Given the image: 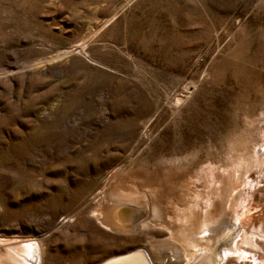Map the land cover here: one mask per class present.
Here are the masks:
<instances>
[{
	"label": "rangeland",
	"instance_id": "1",
	"mask_svg": "<svg viewBox=\"0 0 264 264\" xmlns=\"http://www.w3.org/2000/svg\"><path fill=\"white\" fill-rule=\"evenodd\" d=\"M263 142L264 0H0L3 264L35 258L8 242L36 243L37 264L172 243L160 225L182 226L191 198L170 183L183 180L207 196L231 177L243 200L232 220L264 233V162L245 161ZM114 199L147 214L124 210L122 232L101 225ZM142 219L154 225L132 231ZM170 245L169 264L181 263ZM249 248L226 264H264Z\"/></svg>",
	"mask_w": 264,
	"mask_h": 264
},
{
	"label": "bare ground",
	"instance_id": "2",
	"mask_svg": "<svg viewBox=\"0 0 264 264\" xmlns=\"http://www.w3.org/2000/svg\"><path fill=\"white\" fill-rule=\"evenodd\" d=\"M253 129H255V128H253ZM245 152H247V151H245ZM259 154L261 156L258 157ZM248 155L249 156L247 159H245L244 155L242 156L243 157L242 159L243 160L245 159L246 163H248L249 166H254V165L256 166V164H258V161H260L261 159L264 162V142L262 143V145L256 147L253 152L250 151V153ZM243 170H244V168H243V166H241V171H240L241 174L242 173L244 174V172H246L245 170L244 171ZM240 176L237 177V180H239V181L241 180ZM227 179H229L230 181L226 182V180H224V179L223 180L221 179L222 181L220 179L215 180L213 188L211 189V191H213V193L212 192L207 193V196L204 195L203 192L196 191V190L195 191L193 190L194 192H196L195 195L189 196L188 191L191 190V187L188 188V182L185 180L181 181L180 183L179 182H176V183L171 182L172 184L170 183V186H171L170 189L176 190L177 188H179L180 192H182L186 197L191 198L190 200L186 199L187 201L183 200L182 203L180 202L181 206H185L182 210L180 209L181 210L180 211V217H182L181 219H183V224L180 227V229H177V227L173 226L174 228H173V233H172L170 225H166V224L160 225L164 229H167L168 238H169L168 240L172 239V241H174L175 243L174 242L171 243V241H169V242L165 241L166 243H163V242L161 243L163 245L162 247H161V244H160V246H155L153 244H150L147 247H145V246L143 247L144 251L143 250L137 251L138 248H135L132 250L128 249V250H125L123 252L110 255V256L100 260L99 262H97L95 264H100V263H103L104 261L114 259L116 257H120V256L126 255V254L131 253V252H134V254L127 256V257H122L121 259H118V260H116L110 264H169V263H171V260L168 259L167 253L162 251V248H164V245H165V247L166 246L168 247V245H170V243H171L170 246H172L171 251L173 252V257L176 260L178 259V261L181 259V261H180L181 263H177V264H221V263L226 264V262L229 260H235V261H239L241 263H245L247 261V258H249L248 252H250L248 249H246V247L249 248L250 245L258 247L264 254V233H263V231L262 230H258V231L250 230V232H248V231L243 232L240 230L239 226H236L237 223H235V222L237 220L236 221L232 220V219H235L233 213L237 214V209H238V207H240L239 205L243 200L241 201V195H238V197H237V195L235 197L234 196L230 197V189H231V186H230L231 183L230 182H232V181L234 182V179H232L231 177H227ZM217 183L219 184V186L215 187V184H217ZM220 184H222L223 186L221 187ZM148 192L150 195L152 194L154 196V191L152 193H150V191H148ZM214 194H215V196H213ZM217 195H219L218 197L220 198V200H218V202L216 203L214 201V197H216ZM221 195L223 197H221ZM105 196H106V194H105ZM122 196H124V195H122ZM185 196H184V198H186ZM125 197H126V195H125ZM128 198H129V195H128ZM145 198L148 199L147 197H145ZM179 199H180V197H179ZM125 200H127V199H125ZM132 200H133V198H132ZM114 202L115 203L112 206H108L106 204V202L103 201V206H104L103 209H105L107 213H105V212L100 213L99 212V214L96 215V219L99 220L101 225H104V226L109 227V228H116V230L122 232L125 230V228H127L126 223L123 221H120V219H119L120 213H122L123 215L124 214L127 215L126 212H123L124 210L129 211L128 212L129 216H127V218H126L127 220L131 219V217L136 215L137 213L143 212V213L147 214V211L144 212L145 210H138L137 206H132L130 204L131 207L129 209H126V208H123L124 205H122V204L119 205V203H116L117 199H114ZM201 202L204 203L205 211H204V213L198 214L197 210L200 209ZM147 204H149L148 201H147ZM121 207L123 208L122 210H121ZM212 208H217V209H215L214 212H211L210 210ZM177 209H179V208H177ZM226 209L228 210V213L226 212L227 211ZM115 212L117 213V217L115 216L116 220L114 221L113 220L114 218L109 220V218L111 217V214H115ZM148 214H151L152 220L157 221V222L161 221L159 218V210H158L157 205H155V204L152 205L151 212L149 209ZM142 218H144V217H142ZM199 219H200V221H202V222H200V225L197 224L198 223L197 221H199ZM111 220H113L114 222H111ZM152 220H150V222L144 223L146 220L143 221V219H142L143 224L142 223L141 224L136 223L135 221H130L131 223H129L128 225H130V229H132V231H136L141 227L146 228L147 226L152 225L154 223V221H152ZM178 221H180V220H178ZM113 223H114V225L116 223V226L113 227L112 226ZM128 229H129V227H128ZM174 231L176 233L175 235H173ZM10 242H12V241H10ZM15 242H13V243L15 244ZM33 242H35V241H33ZM8 244H4V245L7 247H12V249H13V251L11 253L12 256L14 255V253H15V255L16 254L22 255L23 253L26 254L27 252L28 253L30 252L29 254L34 253L33 256L35 258L33 259V261L29 260V259H28V261L30 264H37L38 263L36 251L35 250L32 251L31 250L32 248L30 249L29 245L26 244V242H24L23 244H20V243L15 244V246L11 245L9 242H8ZM33 249H35V248H33ZM29 254H28V256H29ZM7 255H9V254H7ZM12 256H10V257H12ZM244 259H246V261ZM23 260H21V261H23ZM253 260H254L253 262H255V263L257 262L255 259H253ZM0 263L3 264V262H0ZM7 263H9V261H7ZM14 263L22 264V263L16 262V261ZM259 264H262V263L259 262Z\"/></svg>",
	"mask_w": 264,
	"mask_h": 264
},
{
	"label": "water",
	"instance_id": "3",
	"mask_svg": "<svg viewBox=\"0 0 264 264\" xmlns=\"http://www.w3.org/2000/svg\"><path fill=\"white\" fill-rule=\"evenodd\" d=\"M26 244H28L29 247H33L34 246L33 244H31L29 242L28 243L26 242ZM133 254H134V252H131V253H128L126 255H123V256H120V257H116L114 259H110V260L104 261L103 263H100V264H110V263H112V262H114V261H116L118 259H121L122 257H127V256H130V255H133Z\"/></svg>",
	"mask_w": 264,
	"mask_h": 264
}]
</instances>
